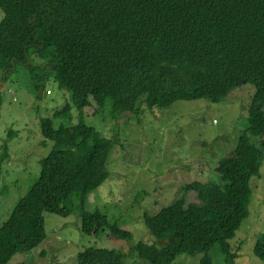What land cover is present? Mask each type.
<instances>
[{
    "label": "trees",
    "instance_id": "obj_1",
    "mask_svg": "<svg viewBox=\"0 0 264 264\" xmlns=\"http://www.w3.org/2000/svg\"><path fill=\"white\" fill-rule=\"evenodd\" d=\"M0 8L1 79L14 64L24 65L34 88L53 79L71 92V103L53 119L70 120L72 108L79 115L78 123L58 127L50 117L39 118L43 137L54 147L0 226V264L37 247L46 237L44 213L69 215L76 193L84 233L107 227L115 238H132L101 211L85 209L88 193L109 176L116 143L83 121L86 108L102 109L111 98L113 117H134L176 100L217 102L252 83L246 127L233 153L213 169L217 179L184 184L157 213L144 214L159 245L139 241L128 252L89 247L72 262L126 264L132 257L172 264L180 255L204 254L200 264H213L210 251L216 247L233 264L237 254L229 240L249 214L250 179L264 161V0H0ZM191 190L199 202H186ZM254 253L264 262V240L256 242Z\"/></svg>",
    "mask_w": 264,
    "mask_h": 264
},
{
    "label": "rangeland",
    "instance_id": "obj_2",
    "mask_svg": "<svg viewBox=\"0 0 264 264\" xmlns=\"http://www.w3.org/2000/svg\"><path fill=\"white\" fill-rule=\"evenodd\" d=\"M3 17L0 8V21ZM32 61L42 62L36 55ZM2 79L0 75V84ZM31 79L30 71L18 65L6 74L0 90V226L36 182L41 160L54 147L43 137L39 118L50 117L54 127L79 122L74 108L70 120L52 118L66 101L71 103L70 91L60 90L53 79L37 89ZM254 93V84L245 83L217 102L205 98L176 100L166 107H146L139 116L123 114L118 119L113 117L111 98L102 109L95 104L86 108L83 121L105 136H113L116 143L107 165L109 176L88 193L85 209L101 211L110 223L129 231L132 238H115L107 227L96 234L84 233L76 193L69 199L70 214L45 212V239L30 252L16 253L7 264H72L75 255L89 247L128 252L139 241L159 245L145 224L144 214L157 213L184 184L217 179L213 169L233 153L246 127ZM250 188L249 214L229 240L237 254L233 264H264L254 253L256 242L264 240V161L259 173L251 177ZM186 202H199L196 192L189 191ZM203 255H180L172 264H200ZM210 255L213 264H228L218 248ZM125 262L148 264L132 257Z\"/></svg>",
    "mask_w": 264,
    "mask_h": 264
},
{
    "label": "water",
    "instance_id": "obj_3",
    "mask_svg": "<svg viewBox=\"0 0 264 264\" xmlns=\"http://www.w3.org/2000/svg\"><path fill=\"white\" fill-rule=\"evenodd\" d=\"M28 63H29V60H28ZM15 68H16V65L14 64L13 67H12V70H14ZM6 72L7 71L3 72L4 74H3L2 83L0 84V90L4 87Z\"/></svg>",
    "mask_w": 264,
    "mask_h": 264
},
{
    "label": "built area",
    "instance_id": "obj_4",
    "mask_svg": "<svg viewBox=\"0 0 264 264\" xmlns=\"http://www.w3.org/2000/svg\"><path fill=\"white\" fill-rule=\"evenodd\" d=\"M49 92V91H48Z\"/></svg>",
    "mask_w": 264,
    "mask_h": 264
},
{
    "label": "clouds",
    "instance_id": "obj_5",
    "mask_svg": "<svg viewBox=\"0 0 264 264\" xmlns=\"http://www.w3.org/2000/svg\"><path fill=\"white\" fill-rule=\"evenodd\" d=\"M49 91V90H48Z\"/></svg>",
    "mask_w": 264,
    "mask_h": 264
},
{
    "label": "flooded vegetation",
    "instance_id": "obj_6",
    "mask_svg": "<svg viewBox=\"0 0 264 264\" xmlns=\"http://www.w3.org/2000/svg\"><path fill=\"white\" fill-rule=\"evenodd\" d=\"M7 71V70H6Z\"/></svg>",
    "mask_w": 264,
    "mask_h": 264
}]
</instances>
